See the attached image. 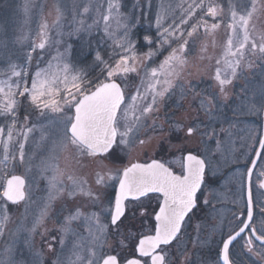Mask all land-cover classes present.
I'll use <instances>...</instances> for the list:
<instances>
[{
    "label": "snow or ice",
    "instance_id": "1",
    "mask_svg": "<svg viewBox=\"0 0 264 264\" xmlns=\"http://www.w3.org/2000/svg\"><path fill=\"white\" fill-rule=\"evenodd\" d=\"M35 7L34 0H25V15ZM46 7L41 5L40 11ZM52 7L55 19L51 26L47 19L42 21L38 42L23 31L14 41L0 33V52L4 54L0 119L6 121L0 124V197L13 204L29 198L26 178L9 171L11 162L14 168L20 165L47 177L49 203L57 195L71 198L80 194L96 207L103 195L108 207L90 212L77 207L49 229L43 227L49 216L45 204L28 229L27 259L18 260L17 256L24 257L25 252L6 247L0 253V264H195L187 253L184 229L199 206L206 172L212 165L203 153L194 154L185 143H170L195 136L205 145L214 143L224 164L233 162L228 177L235 190L232 204L237 211L231 213L227 224L221 220L218 264H264V134L256 136L255 129L249 127L245 140L233 139L234 129L242 121H264V30L255 23L264 15V0H226V7L219 0H179L175 6L170 4L157 12L154 28L149 23L143 35L138 24L148 15L151 0H137L127 11H122L127 6L120 0H106V7L98 0H72L71 4L55 0ZM93 10L103 21L106 50L85 41L87 50H82L83 61L78 62L72 56V45L63 52L57 47L56 54L41 67L45 49L52 44L51 29H58L56 35L62 36L67 27V35L78 38L90 36L94 27L100 30L99 20L86 23L85 17ZM69 15L72 19L67 21ZM222 26L227 38L221 57L216 58L209 54V47H217L216 33ZM29 40L25 51L24 42ZM10 43L20 45V49L10 52ZM60 43L55 41L57 46ZM141 47L148 50L140 53ZM165 51L163 60L150 66ZM89 57L91 67L100 69L95 76L78 66ZM190 57L215 61L214 85L203 80L202 70ZM249 72H258L261 79L249 80ZM194 75L200 79L192 78ZM134 77H139L140 86L131 91L128 81ZM241 78L245 83L236 98L229 89ZM203 83L208 86L201 87ZM189 96L196 114L176 119L180 109L187 111L183 101ZM161 103L166 109L164 123L155 119ZM226 108L231 110V117L225 115ZM36 130L42 133L37 143L40 151L29 156L25 142ZM155 135L181 153L179 171L159 159L121 167L105 163L122 159L121 152L130 154L133 148H146ZM236 144H240L238 149L233 147ZM16 145L18 156L13 152ZM89 160L95 162V182L105 189L103 194L93 192L87 181L75 174ZM152 201L155 206L149 212ZM203 204L210 205L211 201L205 197ZM102 215L107 223H101ZM129 219H139L143 230L126 231L125 221ZM8 220L5 210L0 216V237L5 235ZM81 220L88 225L86 236L73 227ZM37 234L40 249L32 239ZM109 237L113 238L112 245L108 244ZM237 241H241L240 251L234 252ZM44 244L52 253L47 261Z\"/></svg>",
    "mask_w": 264,
    "mask_h": 264
},
{
    "label": "rangeland",
    "instance_id": "2",
    "mask_svg": "<svg viewBox=\"0 0 264 264\" xmlns=\"http://www.w3.org/2000/svg\"><path fill=\"white\" fill-rule=\"evenodd\" d=\"M55 0H34V4L36 7L33 9V11L28 14L27 16L24 13L23 6L25 3V0H0V33H4L7 35L10 41H14L15 37L23 31L25 34H28L30 36V40H37V32L39 30V26L42 23L44 19H47L49 25L51 26L52 21L55 19V12L53 10L52 5L54 4ZM68 4H71L72 0H67ZM120 2L124 5H126V8H122V11H127L131 8L132 4L137 2V0H120ZM179 0H151V9L148 10V15L142 19V22L138 24L139 34L143 35L145 34V30L148 29L149 23L152 24L154 28V22H155V14L157 12H163L164 9L167 8L168 5L175 6L176 3H178ZM219 2H224L226 7V0H219ZM98 3L104 4L106 7V0H98ZM41 5H47L46 8H44L43 12L40 11ZM72 17L69 15L67 17V21H70ZM77 19H80V17H77ZM87 24H93L94 21L99 20V14L97 11L93 10L89 16L85 17ZM67 21L65 23H67ZM100 23V30L98 31L95 27L92 30V34L89 35H83L82 38H78L77 36H69L67 35V32L69 29L67 27L64 28V35L58 36L56 35L58 29H51L50 30V39L52 41V44L45 49L44 53V62L41 63V67H44V65L47 63L48 60L52 58L56 54L57 47L61 52L65 50V48L68 45H72V56L75 60L83 61V56L81 55L82 50L86 51L87 49L84 47V42L91 40L92 47L96 48L99 46L100 49H105V44L102 41V37H104V33L102 31L103 28V21L99 20ZM256 26L259 30H264V15H261L256 21ZM226 28L221 27L218 32L216 33V41H217V47L215 49L209 47V54L215 56L216 58H220L222 55V45L226 41ZM104 39H107L104 37ZM25 41V48L24 50H27V44L30 42ZM60 40V45H56L55 41ZM108 43H111V41H108ZM199 45V41H198ZM175 46V45H173ZM20 49V45L16 44L13 45L10 43V52L12 51H18ZM148 49L147 47H141L138 49V52L143 53L146 52ZM170 51V49H169ZM167 55V52L165 51L163 55L158 56L157 58H154V62L150 66H156L160 63L161 60H163V56ZM4 54L0 52V66H2V60H3ZM194 61L195 64H197L200 69L203 72V80L205 82H212L214 85V81L212 80L215 72V61H199L196 57H190ZM79 67H85L87 71L91 73L92 76L99 73V68H92L91 67V57L88 58V61L86 63H78ZM32 71H35V60L33 61ZM193 72H195V69L193 68ZM141 75H143L141 73ZM189 77H185V79H188ZM192 78L199 80L200 76L194 75ZM241 78L240 80H242ZM237 80V81H240ZM129 87L131 91H135V88L137 86H140V79L139 77L130 78L129 81ZM207 83L201 84V87H207ZM231 89V87H230ZM229 89V91H230ZM176 99H179L177 96ZM191 97H187L183 103L185 105V109H180L177 112L176 119H186L189 115H195L196 114V106L194 104L190 105ZM165 111L164 105L160 104V111L158 117H155V119L158 120L159 123L165 122ZM23 115V114H21ZM33 123H35V114H33ZM6 123V121H3L0 119V124ZM21 123L23 121L21 120ZM227 124L223 125V127H226ZM165 127H167V124H165ZM42 133L39 130L34 131L32 134H30L29 139L27 142H25V151L29 156H34L35 154H38L40 149L37 147V143L40 141ZM21 142L23 141V138L20 137ZM174 146H178L181 143H185L187 148L189 150H194L195 147V141L194 137L191 138L188 141H182V140H173L170 142ZM18 145H16L13 148V152H15L18 156ZM156 156V158H160L162 160H168L171 161L173 157L180 158L181 153L175 151V147H169L168 141H161V138L159 135H155L154 139L151 141V144L148 145L146 148L142 149L139 147L133 148L130 152V154H124L123 152L120 153L122 156V159L116 160V161H105V163L109 164L110 167H121L123 165L130 164L134 161H140L141 159H149L152 155ZM0 159H3V146L0 145ZM38 163V161H37ZM61 167H64V160L61 159ZM9 171H12L13 174H20L24 175L27 184H28V193L29 196L32 197L36 194L35 191H37V182L36 180H40L41 178L44 180L42 182V191H44V194H48V182L47 177H42L37 171H26V169L23 166L17 165L13 166L11 162L8 164ZM97 171L95 162L93 161H85L84 167L76 169L75 174L84 180L89 179H96L95 172ZM94 184V183H93ZM41 185V184H40ZM2 190V189H0ZM49 195V194H48ZM20 204V203H19ZM108 205V201H107ZM27 204L25 205V202L21 204L20 207L16 208H10L7 206V203L5 200L0 197V216H2L6 210V213L9 217L8 223L5 228V235L3 237H0V253L3 252V250L6 247H13L14 249L19 250V242L21 238V232L24 228H22V225L24 224V221L27 219V215L24 212ZM108 207V206H107ZM24 210V211H23ZM28 213V212H27ZM38 213V209H34L33 215ZM31 218V215H30ZM106 219V223H107ZM136 223L135 220L129 219L125 221V225H128V227L132 224ZM138 226H140V220L137 219ZM140 228V227H138ZM131 229V228H130ZM140 230H137L139 232ZM133 233H136L134 230ZM7 241V243H6ZM113 240L111 237L108 239V244L112 245ZM17 259L19 260V256H17Z\"/></svg>",
    "mask_w": 264,
    "mask_h": 264
},
{
    "label": "flooded vegetation",
    "instance_id": "3",
    "mask_svg": "<svg viewBox=\"0 0 264 264\" xmlns=\"http://www.w3.org/2000/svg\"><path fill=\"white\" fill-rule=\"evenodd\" d=\"M247 75L248 79L252 80L253 82H258L261 79L258 72L256 74L249 72ZM244 83V79L236 81L234 86H232L230 89V94L238 98L239 94L241 93V87ZM224 112L226 116H232V112L229 108L224 109ZM233 123H235V121H233ZM249 127L255 129L254 135L256 136L264 134V121L257 122L254 118H248L237 124L236 128L234 129L235 135L233 136V139L239 141L245 140L248 136L247 129ZM194 141L195 147L192 151L194 154L203 153L206 159L210 161L212 168L208 169L206 172L207 183L204 186L203 195L199 196V206L190 214L191 219L188 220L185 225L184 231L186 233L185 239L187 241V253L191 256L192 260L195 261V264H218V248L220 247L218 243L220 239L219 226L221 224V220L227 224L231 217V213L237 211V209L232 204L233 192L235 190L232 188L228 177V171L230 168H232L233 162L230 161L228 164H224L223 158L216 152L214 143L205 145L201 142L199 136H195ZM248 143H251V141H248ZM233 147L238 149L240 144L233 145ZM209 153H211V155ZM151 159H159L162 162L172 166L176 171H179L180 169L179 158L175 157H173L171 161H166L156 158L153 153L149 159H141L140 161L142 163L150 162ZM217 165H219L218 168ZM36 182V194L32 197L29 196L26 201H22L20 204H12L5 201L7 206L10 208L20 207L23 202H25V205L27 204L26 208L24 209L25 211H23L26 213V215L28 214V217L22 225V228L24 229L21 232V238L19 242V250L25 252V255L24 257L19 256V260L21 258L27 259L25 240L29 238L28 229L31 227L33 218L39 216L40 212L44 209L45 204H48L49 216L45 219L43 227L49 229L58 226V224L63 220V217L67 216L70 211H74L77 207H79L81 211L90 212L99 210V208H107L108 206L107 200L103 198V195H101V201L96 207H93L92 201L87 196L80 194H77L75 197L71 198L67 197L66 194L57 195L56 199L49 203V193L45 195L44 191L41 190L42 182H44V180L41 178L40 180H36ZM87 186H89L92 191L96 193L103 194L105 191L103 187L96 184L95 179L92 180L88 178ZM205 197L211 201L210 205L203 204ZM154 206L155 201H152L148 211L151 212ZM35 208L38 209V213L33 215ZM135 222V224L132 223L129 227L127 225L126 231L132 232L134 230L136 233L137 230L142 231L143 229L141 228V223L140 226H138L137 219ZM101 223H106V218L104 215L101 216ZM73 227H75L81 234L85 236L87 235L86 228L88 225L83 220L74 222ZM40 230L42 231L43 228ZM225 230L227 231L228 229L225 228ZM197 236H199L198 242L196 241ZM32 239L35 241L36 248L40 249V235L37 234L32 237ZM111 239L113 240L112 237ZM240 245L241 241H237L233 251L239 252ZM43 252L44 258L47 261L52 256V253L47 248V244L43 245ZM66 254L70 255V250L66 249ZM72 258L74 259V257ZM220 264H222V262H220Z\"/></svg>",
    "mask_w": 264,
    "mask_h": 264
},
{
    "label": "water",
    "instance_id": "4",
    "mask_svg": "<svg viewBox=\"0 0 264 264\" xmlns=\"http://www.w3.org/2000/svg\"><path fill=\"white\" fill-rule=\"evenodd\" d=\"M134 163V162H133ZM141 163V162H140ZM16 175H18V174H16ZM12 203V202H11Z\"/></svg>",
    "mask_w": 264,
    "mask_h": 264
},
{
    "label": "trees",
    "instance_id": "5",
    "mask_svg": "<svg viewBox=\"0 0 264 264\" xmlns=\"http://www.w3.org/2000/svg\"><path fill=\"white\" fill-rule=\"evenodd\" d=\"M95 76V75H94Z\"/></svg>",
    "mask_w": 264,
    "mask_h": 264
}]
</instances>
